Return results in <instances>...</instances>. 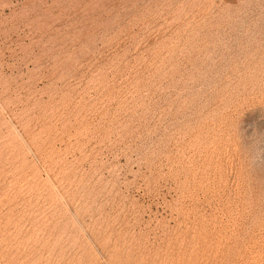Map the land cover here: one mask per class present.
Returning a JSON list of instances; mask_svg holds the SVG:
<instances>
[{"label": "rangeland", "instance_id": "obj_1", "mask_svg": "<svg viewBox=\"0 0 264 264\" xmlns=\"http://www.w3.org/2000/svg\"><path fill=\"white\" fill-rule=\"evenodd\" d=\"M0 264H264V0H0Z\"/></svg>", "mask_w": 264, "mask_h": 264}]
</instances>
